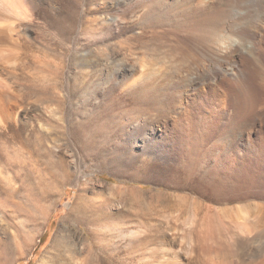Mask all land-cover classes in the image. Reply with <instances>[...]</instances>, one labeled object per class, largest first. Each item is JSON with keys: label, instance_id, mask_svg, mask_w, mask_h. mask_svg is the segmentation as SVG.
<instances>
[{"label": "rangeland", "instance_id": "1", "mask_svg": "<svg viewBox=\"0 0 264 264\" xmlns=\"http://www.w3.org/2000/svg\"><path fill=\"white\" fill-rule=\"evenodd\" d=\"M159 2L9 0L0 9L1 28L13 29L0 40V264H227L215 211L264 208L262 149L226 202L196 186L183 160H141L132 151V127L181 110L183 89L145 99L121 89L129 79L119 66L147 63L155 47ZM244 93L237 124H227L231 109L203 120L198 104L194 138L187 122L175 123V148L199 149L201 171L224 158L253 111L262 116L256 93ZM130 190L139 191L134 205Z\"/></svg>", "mask_w": 264, "mask_h": 264}, {"label": "bare ground", "instance_id": "2", "mask_svg": "<svg viewBox=\"0 0 264 264\" xmlns=\"http://www.w3.org/2000/svg\"><path fill=\"white\" fill-rule=\"evenodd\" d=\"M160 2L161 7L157 6L159 12H156L159 14V20L156 21L155 18L159 26L154 29L150 27L152 30L149 28L151 38L156 42L155 47L153 46L152 50L147 48V51H152L148 55L147 63L138 60L136 66L127 63L119 66V75L131 80H128L129 83L120 82L121 89L130 96L139 98L158 90L167 92L170 91L169 88H173L177 92L183 89L176 97L180 104L176 106L179 105L181 110L176 112L178 110L172 109V119L161 116L138 122L126 137L130 140L132 151L142 158L141 160H183L186 163L183 170H186L187 177L193 179L196 186L204 188L212 200L226 202L227 196L234 192L232 184L236 183L243 173L248 161L253 159L258 149L264 150V111L261 112L263 114L260 118L256 111L252 112L224 158L205 169V172L201 171L202 167L199 168L196 163L200 156L199 149L188 147L183 152L177 151L175 147L178 145L172 142L176 135L174 127L177 123L181 128L182 123L187 122V135L190 134V138H194L193 104L201 106L199 114L203 120L208 117L214 119L231 109V119H228L227 124H237L241 112L240 105H245L248 101L245 93L243 94L247 90L256 93L258 102L264 106V0ZM8 3L9 0H0V9ZM12 30L10 27L2 29L0 26V40L11 38ZM128 123L122 127H126ZM199 130L202 131L200 138L205 139L209 135V130L203 127ZM97 183L109 187L99 181ZM135 192L139 191L129 192L133 205L139 199ZM260 204L224 207L215 211V222L223 237V242L218 246V253L223 260L228 261L227 264H264V208Z\"/></svg>", "mask_w": 264, "mask_h": 264}]
</instances>
